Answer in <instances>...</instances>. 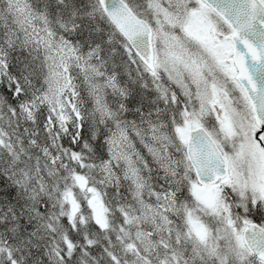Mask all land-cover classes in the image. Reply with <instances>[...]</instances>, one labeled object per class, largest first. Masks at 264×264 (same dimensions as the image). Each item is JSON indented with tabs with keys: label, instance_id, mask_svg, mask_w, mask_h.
Here are the masks:
<instances>
[{
	"label": "snow or ice",
	"instance_id": "6c2138e0",
	"mask_svg": "<svg viewBox=\"0 0 264 264\" xmlns=\"http://www.w3.org/2000/svg\"><path fill=\"white\" fill-rule=\"evenodd\" d=\"M0 264H264V0H0Z\"/></svg>",
	"mask_w": 264,
	"mask_h": 264
}]
</instances>
